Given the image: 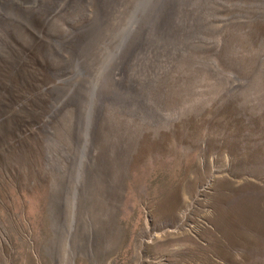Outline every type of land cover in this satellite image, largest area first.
Instances as JSON below:
<instances>
[{
  "label": "rangeland",
  "instance_id": "374dc122",
  "mask_svg": "<svg viewBox=\"0 0 264 264\" xmlns=\"http://www.w3.org/2000/svg\"><path fill=\"white\" fill-rule=\"evenodd\" d=\"M0 264H264V0H0Z\"/></svg>",
  "mask_w": 264,
  "mask_h": 264
},
{
  "label": "bare ground",
  "instance_id": "6f19581e",
  "mask_svg": "<svg viewBox=\"0 0 264 264\" xmlns=\"http://www.w3.org/2000/svg\"><path fill=\"white\" fill-rule=\"evenodd\" d=\"M156 147V146H155ZM157 148V147H156ZM117 164V163H116ZM160 164V163H159ZM125 167V166H124ZM125 169V168H124ZM116 170V169H115ZM117 170H118V168H117ZM119 172V171H118ZM118 174V173H117ZM121 177H123V175L121 176Z\"/></svg>",
  "mask_w": 264,
  "mask_h": 264
}]
</instances>
